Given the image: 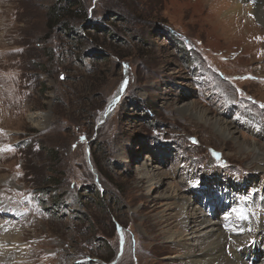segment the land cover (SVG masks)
<instances>
[{"label":"rangeland","instance_id":"rangeland-1","mask_svg":"<svg viewBox=\"0 0 264 264\" xmlns=\"http://www.w3.org/2000/svg\"><path fill=\"white\" fill-rule=\"evenodd\" d=\"M256 8L0 0V264H182L183 240L167 229L198 240L204 216L244 217L260 238L264 156L181 109L193 103L264 148L245 118L264 125Z\"/></svg>","mask_w":264,"mask_h":264},{"label":"bare ground","instance_id":"bare-ground-1","mask_svg":"<svg viewBox=\"0 0 264 264\" xmlns=\"http://www.w3.org/2000/svg\"><path fill=\"white\" fill-rule=\"evenodd\" d=\"M239 1L247 5V9L249 10L252 9L253 6H257L256 10L254 11L257 13L258 18L261 20V22L264 25V0H239ZM232 3H233L232 9H235V11L238 12H242V9L237 3L235 2ZM225 12L227 11L225 10ZM228 12L230 13L231 11L228 10ZM232 13H234V10ZM121 84L122 85L119 87V90L122 89L121 94H123L124 88L126 87L127 83L123 79ZM115 104L116 102L111 103L110 107L111 108L114 107ZM260 108H261V102H260ZM106 109H110V108H108L107 106ZM181 109L183 112L189 111L192 115H195L197 116V118L203 120L204 122H207L211 128L216 129L217 134H219L220 136L230 137L233 139V141L235 140L239 149L247 150V152L250 153L258 152V154L264 156V148L260 146L261 144L259 145L258 142L251 140L245 137L244 135H241L240 139L237 137V135L234 136V131L230 130L231 128H229V125L227 124L226 121H223L222 119L217 117H208L205 110L203 109L197 110L195 108V105H193V103L185 104L181 107ZM104 113L105 112H103V114ZM245 115H246L245 118L248 120L246 125L249 131L252 134H256L260 138L264 139V125L262 124V122L261 123L258 122L257 120L258 117L254 119V116H249L247 114ZM47 117L48 116L44 113H35L29 116L32 123L37 127L44 126ZM260 159H262L263 162L262 161L261 162L264 163V158H260ZM143 176L145 179H149V177L151 178V175L143 174ZM182 200L181 202L176 201L175 207L182 205L183 210L185 212V217L186 215H189L188 218L190 223L195 224V220H193L192 216H190L189 214L191 213L189 212L190 209L193 210L191 203H189V200L187 198H182ZM261 208H264V206H261ZM239 212H241L243 216H245L244 208H241ZM201 216H204V214H201L199 216L197 215V217L200 218ZM239 220L240 223H238L236 226H229V225L224 226L220 224L219 221L213 220L211 222V219L205 218L204 216L202 220H199L200 228L197 229V231L199 230L203 232L202 234L203 236L201 238V235H199L197 237L198 240L194 238L196 240L195 242L194 239H192L193 238L192 235L189 236V234H187L188 237H190L188 238L187 235L180 230L173 232L171 229L169 230L167 229L168 231L167 236L172 237L178 235L177 238L183 240L181 244H178V246L181 247L183 250V253H180L182 256L178 258V260L182 264H264V231L263 230L260 231L262 232V234L259 233L260 238L258 237L253 238V236L249 235L248 221L244 217L239 218ZM191 239H192V244L190 242ZM10 254H12L13 257L16 255V252L14 251L11 252ZM3 258L0 257V260L1 259L3 260ZM9 263L10 262L8 261L7 264Z\"/></svg>","mask_w":264,"mask_h":264},{"label":"water","instance_id":"water-1","mask_svg":"<svg viewBox=\"0 0 264 264\" xmlns=\"http://www.w3.org/2000/svg\"><path fill=\"white\" fill-rule=\"evenodd\" d=\"M124 80H125V82L127 83V76H126V73H125V76H124ZM122 91V89L121 90H119L117 93H115L114 94V96L110 99V101H109V103L111 102V103H115V102H117L118 100H119V98H120V96L122 95L121 92ZM108 103V104H109ZM110 103V104H111ZM110 104L108 105V108H110V109H106V111H105V113L103 114V116L101 117V118H99V120H98V123H97V125L96 126H100L101 125V123L104 121V119L106 118V117H108L111 113H112V109H111V107H110ZM107 107V106H106ZM120 249H121V247H120Z\"/></svg>","mask_w":264,"mask_h":264},{"label":"trees","instance_id":"trees-1","mask_svg":"<svg viewBox=\"0 0 264 264\" xmlns=\"http://www.w3.org/2000/svg\"><path fill=\"white\" fill-rule=\"evenodd\" d=\"M56 10L54 9L53 12H55ZM101 197H103L102 193H101Z\"/></svg>","mask_w":264,"mask_h":264},{"label":"snow or ice","instance_id":"snow-or-ice-1","mask_svg":"<svg viewBox=\"0 0 264 264\" xmlns=\"http://www.w3.org/2000/svg\"><path fill=\"white\" fill-rule=\"evenodd\" d=\"M8 150H10V149H8Z\"/></svg>","mask_w":264,"mask_h":264}]
</instances>
